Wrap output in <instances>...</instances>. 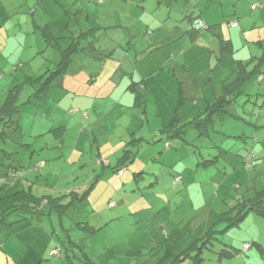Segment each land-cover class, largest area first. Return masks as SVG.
Instances as JSON below:
<instances>
[{"label": "rangeland", "instance_id": "obj_1", "mask_svg": "<svg viewBox=\"0 0 264 264\" xmlns=\"http://www.w3.org/2000/svg\"><path fill=\"white\" fill-rule=\"evenodd\" d=\"M203 24H219L228 43ZM48 31L62 48L71 35L83 33L81 42L90 51L75 55L49 97L35 104L40 76L61 58L58 47L46 41ZM238 63L250 73L242 74L243 92L229 107L234 115L222 110L203 135L194 121L214 107L224 79L233 85ZM64 82H77L87 95L84 102L78 96L71 107L58 108ZM15 85L19 112L25 114L21 127L42 118L51 130L65 126L57 138L46 137L45 148L29 149L23 176L61 197L43 202L40 216L8 217L11 225L0 231V264H65L63 240L98 264H152L154 246L175 237L190 220L196 224L207 206L221 211L237 197L264 190V0H0V108ZM176 114L178 126L188 125L184 137L159 139L158 131ZM15 131L0 134V163L7 166L2 148L10 149L5 140L12 143ZM241 145L245 151L237 156ZM36 150L48 155L43 163L36 156L30 162ZM251 154L254 162L248 161ZM126 156L123 181L129 182L113 191L108 178L111 172L121 175L123 169L115 173L113 167ZM216 156L218 161L203 164ZM175 174L193 183L176 184ZM103 197L101 215L120 217L119 222L90 232L78 222L102 223L94 206ZM72 199L75 205L67 208L52 206ZM242 223L176 264H262L264 217L254 213ZM245 241L252 244L248 252Z\"/></svg>", "mask_w": 264, "mask_h": 264}, {"label": "trees", "instance_id": "obj_2", "mask_svg": "<svg viewBox=\"0 0 264 264\" xmlns=\"http://www.w3.org/2000/svg\"><path fill=\"white\" fill-rule=\"evenodd\" d=\"M254 7V6H253ZM252 7V8H253ZM203 26L206 27V29L211 30L214 35H217L220 37V39L224 43H228V39L224 38L223 33L221 31V27L219 24H214L211 26H206V24H203ZM45 36H48L46 38V41L49 45H53L54 47H58L59 51L61 52V58L60 61L55 64L53 67H48L44 74L40 76L39 84L40 82V88L36 90V92L33 93L34 96L42 97L44 96L54 85L56 80L58 78L63 77L65 74L68 73L69 67L71 62L73 61L74 55L77 52L81 51H87L89 49V46L82 45L81 39L83 37V33L79 34L78 36H70L71 43L69 46L62 48L60 45H54L51 41V38L54 37V39L58 37H55L54 35H51V31L44 33ZM56 40V42H57ZM238 70H237V76L233 82V85L231 87H228L229 82L227 79L223 80V93L221 97L217 100L213 108H207L204 112V115L200 116L194 121V126L197 129L203 128L201 131L203 135H207V128L209 125L213 124L215 122V117L220 115V112L224 110V114L228 115H234L230 110L229 107L233 102L236 101L237 97L242 94L243 90L241 88V84L243 83V80L247 78L242 76L243 73H250L245 72L246 70L245 66L241 63H238ZM53 69V71L49 72V70ZM243 69V70H241ZM247 71V70H246ZM254 71V70H253ZM252 71V72H253ZM241 74V76H240ZM230 85V84H229ZM19 86L15 85V89L11 91V93L8 96V100L6 101L5 105L0 108V123L3 122V129L0 131V134L2 137L8 134V131L10 129L17 130L19 128V117L20 112L18 108V97L20 89H18ZM182 89H179V93L181 94ZM36 98V97H35ZM203 114V112H202ZM178 116L175 115L173 121L163 127L161 130L158 131L159 139H163L166 137H174V136H182L186 132V128L188 125L184 126H178ZM202 123V125H200ZM64 126H61L59 128H56L55 131H59ZM138 142L141 140H137ZM145 140H142L140 142V145ZM22 145H25V143H22ZM31 144H27V146H30ZM26 146V145H25ZM224 152V151H223ZM9 156L11 152H6ZM133 154H136L135 152ZM135 155H133L134 157ZM128 157H124L120 160L119 164L114 167L115 171L118 172L120 169L126 168L129 164V161L127 160ZM252 161H251V160ZM218 161V157L216 156L213 159H208L203 162L204 165H208V163H214ZM248 161L254 162V155L251 154L250 157H248ZM132 163V162H131ZM9 163V167L12 168V175L21 176L23 177L25 174V167H15L14 165H11ZM141 173V172H136ZM183 181L182 174H175L174 176V183H180ZM3 188V187H2ZM89 191V190H88ZM77 194V192H75ZM84 195H87V192L84 193ZM83 197H79L83 199ZM230 194H227L223 196L222 201L225 205L228 201V197ZM61 197V196H59ZM59 197H53L52 195H38L33 192L32 187L29 188H21L16 191H12L9 194H2L0 193V231L4 228H7L11 225V223H8V217L12 214H24L31 212L32 214H38L39 216L43 214V212L40 210V207H42L43 202L47 203V200L51 201V199H58ZM237 201L233 203L232 205H229L228 208L218 211L213 207H210L208 213L206 214V217L202 216L201 219L197 221L196 224H193L192 221H189L182 229L179 230V233L173 237V238H167L165 241H162L161 244L154 246L156 249V252L151 253V258L149 256V262L152 261V264H176L182 260H184L187 257L192 256L193 252L195 253V256H198L200 252H202L205 248H208L211 244L214 243L216 239L219 238V233L224 232L225 230H231L237 225H242V222L246 220L248 215L250 213H258L261 214V216L264 217V190L258 191L256 196L245 199L243 196L237 197ZM74 200H70L67 204H60L56 202L55 204H52V206L67 208L70 204H74ZM53 203V202H52ZM111 204V203H110ZM27 216V215H26ZM78 224H81L84 228H89L88 230L90 232H95V228L92 225H89L87 222H78ZM1 234V233H0ZM249 244L248 249L251 247L252 244L247 242ZM1 244V241H0ZM64 244V253H65V264H98L95 261L92 260L90 255L86 252L79 253L76 251V249L71 246L67 245L65 243V240H63ZM246 244V243H245ZM244 244V245H245ZM254 245V242H253ZM1 246V245H0ZM247 249V252H248ZM57 254L59 253L58 250ZM242 252V250H241ZM245 252L244 254H246ZM264 255V249L261 251ZM157 254V255H156ZM52 255H55L52 253ZM157 257V259L155 258ZM155 258V262L153 260ZM264 264V262L262 263Z\"/></svg>", "mask_w": 264, "mask_h": 264}, {"label": "crops", "instance_id": "obj_3", "mask_svg": "<svg viewBox=\"0 0 264 264\" xmlns=\"http://www.w3.org/2000/svg\"><path fill=\"white\" fill-rule=\"evenodd\" d=\"M76 36H78V35H76ZM80 43L83 45V42H80ZM69 45L70 44H67V46H69ZM89 51H90V46H89V49L87 50V52H89ZM83 52L84 51L77 52L75 55H79V54H81ZM111 56H112V54H110V57ZM80 57H82V56H80ZM79 75H80V71L75 75V77H77ZM111 85H112V82H111ZM60 87L61 88H64V94H63L62 98L59 99L58 102H57V107L58 108H62L60 105H64V106L71 107L72 106V103H73L72 102V99H77L78 96H80L81 98L83 96H87V95L81 93V91H80L81 86H79V84L77 82L73 83L72 85H68V84H66L64 82V83H62L60 85ZM48 92L45 94V96L47 98L49 97V96H47V95H49ZM91 97H95V96H91ZM42 98H44V97H42ZM42 98L41 97H38V99L34 98L36 100H34L35 102L34 101L33 102L35 104H38L39 101H40V99H42ZM82 100H83V98H82ZM36 101H38V102H36ZM74 102H76V101H74ZM83 102H84V100H83ZM83 102H81V104H83ZM90 102L89 103L92 104L93 100L90 101ZM29 103H31V102H29ZM31 117L33 119L34 118H37L36 113L33 112L31 114ZM23 118H25V114H21L20 117H19V128L15 131L17 133V136L14 137V140L12 141V143H9V142H7L5 140V144L6 145H10V149H6L4 147L2 148V151L4 153V156H6L8 158V164L10 163L11 165H14L15 167L17 166V167H20V168H23V166L25 167V164H27L28 166H30L29 162L26 163V161H25V158H28V154L27 153H29V149H31L32 151H34L35 150L34 145H36V144H39L40 145V148L39 149L45 148L50 143V140L47 139L49 137L48 135L51 136V134H53L54 137L57 138V134L62 133V131L64 130V129H62V130H59V131H54V130H51L50 128L45 127V124L47 122L45 120H43V118L42 119H39V121L36 124L31 125V128L28 127L27 129L26 128L24 129L23 127L20 126V121ZM61 126H64V125H61ZM61 126H59V127H61ZM20 127L23 130L20 129ZM64 128H65V126H64ZM67 130L68 129L66 128V131ZM48 133H50V134H48ZM61 141H63V137L60 139V142ZM54 142H57V141H54ZM22 143H25L26 146L25 145H22ZM27 144H31V145L30 146H27ZM9 151H11L12 157H9L7 155L6 152H9ZM235 151L239 153V154L237 153V156H240L241 152L242 151H245V149L241 145ZM35 152H38V153L37 154H35V153H32L31 154L32 156H31V158H29L30 162H33L34 159L36 158L37 159V163H43V161L47 159V156L48 155L45 156L42 153H39V151H37V150ZM15 153L17 154V156L15 158H13V154H15ZM33 156H36V157L34 158ZM12 168L13 167L7 166L6 163H0V193H2V194H9L12 191H16V190H19L21 188H25L26 189V188L32 187L33 192L36 193V194L38 193V195L39 194L40 195H51V194H46L47 189H46L45 186H42V185L37 186L36 185V182L34 180H31L30 179L27 182H25L23 180V177L16 176V175H12ZM124 170H126V169H123V172H122V174L120 176L112 174L113 172L110 173V176L108 178V181H109L108 184L112 187V190L113 191L115 189H117V191H121V188H120L121 187V184H124L125 182H129L128 180H126L125 182L123 181L125 179L124 176H125V174H126V172H127L128 169L125 172H124ZM182 170H184V172H186L188 170V168L187 167H184ZM113 171L116 173L114 167H113ZM112 175H113V177H111ZM24 176H25V174H24ZM182 176H183V181H181L180 183H184V185L186 183H188V186L193 183V181L191 179H189V178H186L185 175L182 174ZM168 186H170V185H168ZM38 190H40L41 193L37 192ZM67 194H64V195H67ZM243 197H244V195H243ZM250 198H252V197H250ZM250 198H245V199H250ZM99 200L100 199H97V201H96L97 202V205L94 206V210H95V214H98V216L100 217L102 223L100 221H97V224L96 223H93L95 230H98L99 228L102 229V228L107 227V226H110V225L111 226H114V225H116L119 222L118 219H120V217L119 218L115 217V218H112V219H106V218H104L101 214L103 213V210H106V207L104 205V202H105L104 200L105 199L103 197L101 199V204L98 205V201ZM124 202H125V199H124ZM111 207L112 208L113 207L115 208V207H117V204L115 203V205L114 206H111ZM200 207H203V206H200ZM209 209H210V207L207 206L204 210L200 211V212H203V215L202 216L205 217L206 214L208 213ZM178 210H180V209H178ZM249 216L251 218H254V214H252V213H250L248 215V217ZM242 225H243V223H242ZM247 242L248 241H245L243 243V245L245 243H247Z\"/></svg>", "mask_w": 264, "mask_h": 264}, {"label": "built area", "instance_id": "obj_4", "mask_svg": "<svg viewBox=\"0 0 264 264\" xmlns=\"http://www.w3.org/2000/svg\"><path fill=\"white\" fill-rule=\"evenodd\" d=\"M253 8H255V7H253ZM113 205H114V202L111 203V206H113ZM247 247H248V245L246 244L245 248H247ZM53 254L57 255V251H54Z\"/></svg>", "mask_w": 264, "mask_h": 264}, {"label": "clouds", "instance_id": "obj_5", "mask_svg": "<svg viewBox=\"0 0 264 264\" xmlns=\"http://www.w3.org/2000/svg\"><path fill=\"white\" fill-rule=\"evenodd\" d=\"M168 147H169V146H168ZM122 172H123V171H121V174H122ZM111 203H112V202H111ZM114 205H115V203H114ZM114 205H113V206H114ZM246 244L249 246L248 243H246ZM246 244H245V245H246ZM245 245H244V248H245ZM247 249H248V247L246 248V250H247Z\"/></svg>", "mask_w": 264, "mask_h": 264}]
</instances>
